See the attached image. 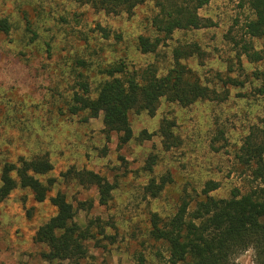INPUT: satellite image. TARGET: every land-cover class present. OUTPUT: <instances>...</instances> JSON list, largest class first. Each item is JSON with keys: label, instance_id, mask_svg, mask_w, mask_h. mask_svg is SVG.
Returning <instances> with one entry per match:
<instances>
[{"label": "rangeland", "instance_id": "374dc122", "mask_svg": "<svg viewBox=\"0 0 264 264\" xmlns=\"http://www.w3.org/2000/svg\"><path fill=\"white\" fill-rule=\"evenodd\" d=\"M156 10L153 0L118 15L75 0H0V16L12 23L10 33L0 31V172L6 162L47 155L53 170L41 178L56 179L49 197L66 193L81 225L94 232L97 223L105 226L108 236L88 241L93 264H170L166 244L149 235L151 213L170 214L185 189L196 196L208 180L220 183L211 193L217 198L255 185L239 157L249 135L264 137V63L239 53L252 17L247 0H211L200 9L211 26L177 30L156 52L143 53L138 37L155 35ZM97 22L110 38L94 30ZM194 44L198 52L182 62L214 91L210 99L190 106L162 99L154 115L132 112L134 135L123 145L118 133L103 131L102 114L88 122L69 114L65 101L73 89L87 80L95 95L103 66L123 60L130 70L156 64L165 72L174 48ZM163 119L174 121L180 141L169 149L157 133ZM143 130L156 134L140 139ZM85 170L114 185L107 205L95 185L79 180ZM166 176L171 181L151 195L146 185ZM55 212L49 199L38 202L28 189L0 201V264H58L45 260L47 247L33 240ZM235 263L258 264L255 249L237 254Z\"/></svg>", "mask_w": 264, "mask_h": 264}, {"label": "trees", "instance_id": "16d2710c", "mask_svg": "<svg viewBox=\"0 0 264 264\" xmlns=\"http://www.w3.org/2000/svg\"><path fill=\"white\" fill-rule=\"evenodd\" d=\"M82 5L105 11L108 14H131L146 0H75ZM156 13L151 25L155 35H140L138 45L143 53H154L172 35L181 29H200L212 25L210 19L200 15V9L211 0H153ZM252 17L245 24L247 40L241 46L245 54L255 62L264 63V0H247ZM26 28L31 31L30 22ZM95 31L104 38L111 37V30L97 22ZM12 23L6 16H0V31L10 33ZM261 40L260 48L255 45ZM197 44L173 49L172 65L161 72L156 64L130 70L122 61H115L100 68L104 76L93 88L89 81L81 80L66 103L70 115H82L88 122L103 115V131L110 135L118 133L120 144L128 143L134 135L130 121L132 112L145 111L154 115L162 99L190 106L198 101L210 99L213 90L203 83L183 59L198 52ZM82 62V61H81ZM264 93V87L260 90ZM174 121L163 119L157 133L167 149L180 143L174 133ZM153 134L143 130L140 139H149ZM239 157L250 170L255 185L242 193L233 191L229 197L217 198L211 193L220 187L215 180H208L200 194L190 195L185 189L173 212L150 215L149 235L152 239L166 244L170 264H236L240 252L253 247L258 264H264V137L259 140L249 135ZM153 163V162H152ZM53 170L47 155L32 158L21 157L18 163L6 162L0 172V201L8 198L17 188L28 189L38 202L49 199L56 212L40 225L34 236L35 243L45 245L42 256L58 264H93L89 259L88 241L96 235L105 234L104 224L93 231L90 224L81 225L76 220L77 210L66 193L57 191L49 197L55 185V178L43 181ZM82 184L95 185L99 191V202L107 205L114 185L93 170L78 173ZM171 181L166 176L156 182L151 179L146 185L151 195H158ZM85 206V202H81ZM143 262V261H142Z\"/></svg>", "mask_w": 264, "mask_h": 264}]
</instances>
